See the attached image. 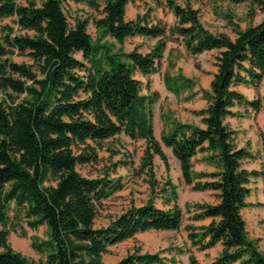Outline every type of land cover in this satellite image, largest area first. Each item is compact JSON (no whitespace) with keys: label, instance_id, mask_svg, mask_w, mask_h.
<instances>
[{"label":"trees","instance_id":"obj_1","mask_svg":"<svg viewBox=\"0 0 264 264\" xmlns=\"http://www.w3.org/2000/svg\"><path fill=\"white\" fill-rule=\"evenodd\" d=\"M63 1L0 0V19L14 24L0 27V264H104L102 258L112 246L138 234L181 228L188 232L190 248L156 253L135 249L111 264H180L176 255L184 253L188 264H200L190 249L206 251L217 244L221 251L209 264H264V253L248 237L241 214L250 207L246 200L252 181L264 183V160L260 170L245 169L244 161L253 155L236 147L237 133L224 123L227 117L256 114L264 105L259 94L248 100L232 90L243 85L258 91L264 80V21L244 30L234 25L230 38L206 30L191 0L183 6L165 2L176 19L170 28L149 24L146 16L126 21V7L136 0H71L96 15L92 20L102 39L108 36L120 45L134 37L156 40L148 53H126L101 39L93 42L87 33L89 20L74 18L71 23ZM217 1L248 4L250 18L252 10L264 13V0ZM169 39L179 41L191 56L217 51V72L210 91L203 92L207 107L194 112L205 128L174 121L160 143L154 137L152 110L158 96L143 94L135 76L159 70ZM13 56L31 63H17ZM165 84L175 95L194 87L181 74L165 77ZM236 105L243 107L242 114L231 111ZM121 134L144 142L137 174L167 208L150 199L96 228L103 202L124 188L123 179L111 172L119 165L132 167L131 161L115 163L96 178L83 176L78 167L96 163L97 147ZM259 138L264 152V129ZM161 144L178 161L184 184L195 192L213 191L216 205H187L185 212L180 208L178 186L155 178L154 157L169 169ZM199 151L210 153L207 160L215 159L218 171H192V158ZM186 213H192L190 221H211L206 226L184 224ZM42 226L47 238L34 237L32 248L43 259L32 260L11 248V233L25 238V228L36 231ZM166 252L175 255L162 256Z\"/></svg>","mask_w":264,"mask_h":264},{"label":"rangeland","instance_id":"obj_2","mask_svg":"<svg viewBox=\"0 0 264 264\" xmlns=\"http://www.w3.org/2000/svg\"><path fill=\"white\" fill-rule=\"evenodd\" d=\"M166 1L167 0H136L129 3L126 7L125 20L134 21L139 16H146V21H148L149 24L161 22L165 27L170 28L174 26L176 19L173 13L166 7ZM174 1L181 6L185 3L184 0ZM190 2L193 9L199 11L202 26L213 34H225L230 38H234V33L232 31V27L234 25L239 29L244 30L249 26L258 25L264 21V13L256 9L255 11L252 10L253 16L250 18L249 12L251 8H249L248 4H232L230 2L217 0H191ZM62 5L66 16L71 23L74 18L88 19L89 23L87 26V33L90 35L92 41L97 42L101 39V43L112 46L114 51L120 49L128 53L133 50H137L139 53L145 54L148 53L156 44L155 40L143 38L127 39L123 45L117 44L108 36L102 39L100 34L96 31L92 20V18L96 15L89 10L87 6L74 3L71 0L63 1ZM97 18H99V16H97ZM4 25L14 27L11 19H0V27ZM76 57L78 59H82L81 54H77ZM13 60L17 63H31L28 58L24 56H13ZM213 61V53L191 56L179 41L169 39L166 43V49L161 66L159 67V74L153 79H151L152 77L146 78L140 75L135 76V78H137L141 83L143 94L155 93L158 96L152 110L153 129H155V137L160 143L162 133L170 130L172 122H182L175 118V112L169 108L171 103L168 101V98H163L162 95L157 92V89H163V87H166L165 77L172 78L178 74L183 75L185 78L189 77L186 79L193 81L195 87V83L198 81L195 77L196 71L203 74L207 73L206 71L209 67H212L211 63H214ZM156 80L157 83H159V88L156 85ZM147 85H149V92L148 88H146ZM203 86L205 87L204 84ZM193 88L191 90H186L179 95H175L169 91L167 87L166 91L168 96L169 92L170 94H174L176 96L175 101L179 104L182 99L186 101L185 98L188 95L195 94L196 96V93L192 91ZM203 91L205 92V90ZM185 92L187 93L184 94ZM181 94L182 99L179 100L178 98ZM244 94L245 97H249L251 99H255L254 97L257 94H259L261 98H264V83L259 87L258 91L254 95L248 89L244 90ZM193 98L187 100H191ZM261 116L262 115H259L257 119L255 118L249 121V124L247 123L242 125L240 122L241 129L239 131V142H248L249 144H254V146L257 145L256 138L258 137V133L262 130V128L264 129L263 119ZM163 123L164 125H162ZM166 126L169 128L166 129ZM247 131H249L250 134L249 139L247 138ZM163 147L165 148V146ZM143 148V141H131L129 138L121 134L111 140L105 141L101 144V146L97 147L98 160L96 163L78 167V171L83 176L96 178L101 177L104 173L110 172L112 165L115 163L131 161L132 167L119 165L116 167L115 172H111V176H118L123 179L124 188L122 191L103 202L95 221L96 228L107 226L111 220L122 214L131 205L142 206L150 199L158 208H167L159 194L153 195L150 193L148 185L144 180V176L137 174V169L139 168L143 154ZM164 154L168 160L169 169H166L165 165L158 157H154L153 164L155 178L160 184L167 179H170L173 184L178 186V205L185 212L187 205L190 206L197 204V202L194 203L193 201L195 200V196H199V194L193 193L190 186L184 184L178 165L174 162L170 153L165 152ZM258 166L259 165L257 163H251L248 167L249 169H258ZM250 187L252 191L249 203L250 209L245 210L242 213V217L246 223L248 237L251 240H256L258 248L264 253V183H262L261 180H253ZM189 217L190 213H186L184 223L188 222ZM25 231V238L21 237L19 233H11L9 235L8 243L11 248L32 260L39 261L43 259L42 255L38 254L32 248V239L36 237L39 240H46V228L42 226L36 231L25 228ZM184 246V231L182 230L178 233L151 231L138 234L128 241L110 247L108 253L103 256L102 261L104 264L115 263L129 253H132L135 249H139L141 253H156L167 248H171V250L174 251L175 248H183ZM171 253L173 252H166L162 254V256H170ZM218 254V249L211 250L206 254H199L198 261L201 264H205L215 259ZM186 257L187 255L178 257L180 264H187Z\"/></svg>","mask_w":264,"mask_h":264},{"label":"crops","instance_id":"obj_3","mask_svg":"<svg viewBox=\"0 0 264 264\" xmlns=\"http://www.w3.org/2000/svg\"><path fill=\"white\" fill-rule=\"evenodd\" d=\"M134 38H140V37H134ZM143 39H145V38H143ZM206 53H213L214 56H215L217 54V51L213 50V51H210V52H204V53H202L200 55H203V54H206ZM197 56H199V55H197ZM211 64H212V67H209V69L206 71L207 73H205V74L200 73L199 71H196L195 77L198 79L199 82L197 81L198 83L197 82L195 83L196 85H195V87L193 88L192 91L194 93H196V96L193 99H191V100H186L185 101L184 99H182V94H181L178 99L179 100L182 99L183 101L181 100V102H179V104H177L176 101H175L176 100L175 99L176 96L174 94H172V93L170 94V92H169V96H168L167 91H166V87H163V89H157L158 90L157 92H159L160 95H162L163 98H166V97L168 98V101L171 103V106L169 108H171L175 112V118L178 121H180L182 123H187V124H190V125H194V126H197L199 128H205V126L202 124L201 117L194 115L193 112L200 111V110L205 109L207 107L208 102H207L206 98L203 97V92H204L203 90H205V92H209L210 91V83H211V81L213 79V75L217 72L216 67L213 65L214 63H211ZM158 74H159V70L156 73H154V74H152V75H150L148 77H152L151 79H153ZM186 78H189V77H186ZM263 83H264V80H263L262 84ZM203 84L205 85V87L203 86ZM156 85H157V87L159 85V83H157V80H156ZM146 88H148V92H149V85H147ZM247 89L249 91H251L253 93V95L257 92L256 89H254V88H252L250 86L240 85V86L232 87V90L241 93L244 97H245L244 90H247ZM186 93L187 92H185L184 94H186ZM246 99L252 100L249 97L248 98L246 97ZM263 108H264V105H263L262 109L256 114L251 112L249 116L227 117L225 119V121H224L225 124L229 125L230 128L237 133L236 134V139H235L236 147L237 148H247V150L253 155L252 159L246 160L243 163V167L245 169L249 170V171H251V170H260L262 168V164H263V160H264V152L262 150V146H261V143H260L259 134H260L261 131H263V128L258 133V137L256 138L257 145L254 146V144H249L248 142H239V136H240L239 131L241 129L240 122L242 123V125L243 124H247V123L249 124V121H251V120H253L255 118L257 119V117L259 115H262L261 118L263 119V124H264V110H263ZM231 111L233 113H238L239 112L240 114H242L244 112V109H243V107L236 105V106H234L231 109ZM162 125H164V123ZM165 128L168 129L169 127L166 126ZM246 134H247V138L249 139V137H250L249 131H247ZM154 137H155V129H154ZM155 139H156V137H155ZM143 147H144V142H143ZM161 147H162V150H163L164 153L165 152H169L170 153L171 157L173 158L174 162L178 165V169H179V163L173 157L171 149L166 148V147L164 148L162 145H161ZM209 155H210V153L207 152V151H199L192 158V171L194 173H212V172L218 171V165H217V162H216L215 159L206 160ZM251 163H257L259 165L258 169H254V168L253 169H249L248 166ZM179 171H180V169H179ZM258 180H260V179H258ZM201 181H206V180L204 179V180H201ZM262 183H263V181H262ZM190 188H191V186H190ZM193 193L199 194V196H195V200L193 201L194 203H196V202L197 203H205V204H208V205H216L218 203V200L216 199L215 193L213 191H204V192H195V191H193ZM261 195H262V193H261ZM251 196H252V191H251L250 196L246 200L248 204L250 203ZM248 209H250V207L243 209L241 211V214L245 210H248ZM191 215H192V213L190 214V216ZM210 221H211V219H205V220H202V221H196L195 222V221H190L188 219V222H186L184 224H193L194 226H206V225H208L210 223ZM181 230L184 231V244H185V246L183 248H175V249L185 250V249L190 248V242L188 240V232H186L183 228H181ZM180 231H178V232H180ZM165 232H174V231H165ZM178 232H175V233H178ZM214 249H218L219 253H220L221 245L217 244L213 248H211L209 250H206V251H198L194 247L191 248L190 250H191L193 256L198 261L199 254H206V253H208V252H210L211 250H214ZM170 255H175V253H171ZM183 255H187V254L184 253L182 255H176V258L178 259L179 256L182 257ZM186 258H187V264H188V255H187ZM213 260H211V261H209V262H207L205 264H209Z\"/></svg>","mask_w":264,"mask_h":264}]
</instances>
